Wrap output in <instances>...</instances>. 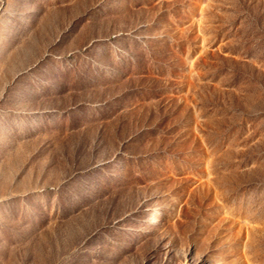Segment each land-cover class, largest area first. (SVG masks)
Instances as JSON below:
<instances>
[{
  "label": "rangeland",
  "instance_id": "obj_1",
  "mask_svg": "<svg viewBox=\"0 0 264 264\" xmlns=\"http://www.w3.org/2000/svg\"><path fill=\"white\" fill-rule=\"evenodd\" d=\"M0 264H264V0H0Z\"/></svg>",
  "mask_w": 264,
  "mask_h": 264
}]
</instances>
